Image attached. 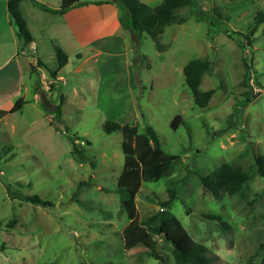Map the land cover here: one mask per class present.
I'll list each match as a JSON object with an SVG mask.
<instances>
[{
  "label": "rangeland",
  "instance_id": "374dc122",
  "mask_svg": "<svg viewBox=\"0 0 264 264\" xmlns=\"http://www.w3.org/2000/svg\"><path fill=\"white\" fill-rule=\"evenodd\" d=\"M260 10L264 0H194L176 9L186 18L164 27L161 49L146 34L124 32L113 54L102 48L92 55L97 46L79 37L77 48L68 44V63L53 80L49 70L57 61L49 48L39 84L33 74L40 88L37 105L0 117V264H175L170 244L161 237L156 248L164 262L148 256L142 244L123 248L120 230L128 218L115 191L122 135L104 132L105 120L137 124L140 131L152 125L161 147L178 155L166 175L141 182L140 218L158 209L173 185L177 197L170 211L209 248L211 264L259 260L264 178L252 168L253 154L264 153V22H254ZM251 29L248 44L245 34ZM203 56L212 59V67L198 88L215 91L199 106L182 68ZM176 114L183 121L173 129ZM72 137L84 150L81 162L71 154ZM223 162L250 170L251 177L241 192L214 197L198 175ZM6 183L50 204L11 199ZM208 213L220 215L224 224L206 218Z\"/></svg>",
  "mask_w": 264,
  "mask_h": 264
},
{
  "label": "trees",
  "instance_id": "16d2710c",
  "mask_svg": "<svg viewBox=\"0 0 264 264\" xmlns=\"http://www.w3.org/2000/svg\"><path fill=\"white\" fill-rule=\"evenodd\" d=\"M42 9L53 12H64L65 10L80 5L88 4L86 0H60L59 6L52 9L37 0H31ZM20 0H7V10L10 22L15 26L18 35L22 38L24 47L32 41V35L26 25V21L20 13L18 4ZM112 2L118 7V20L122 26H129L138 34H146L153 41L156 48L161 49L159 36L164 27L172 23H181L185 16L176 12L177 8L186 5H192L194 0H161L155 5H149L142 0H103L95 1ZM254 22L259 24L264 22V11H258L254 16ZM209 30H214V22L208 21ZM255 29H251L246 35L247 42L250 44V37ZM229 34V30H224ZM231 33L243 34L239 31H230ZM240 39V37L238 36ZM54 54L57 61V68L50 69L52 77H56L61 68L67 63V54L57 44L52 43ZM242 51L245 46L240 43ZM36 65H43L37 58L35 63H31L30 73H36ZM212 67V59L208 56L190 59L182 68L184 83L190 89L194 104L204 106L215 87L206 90L198 88L202 75L209 72ZM25 100L18 97L11 107L0 108V117L18 111L22 108ZM60 114V106L56 107ZM183 117L176 114L171 120V127L175 129ZM53 123V120H50ZM102 130L106 133L120 131L122 135L121 150L123 153V164L117 176L115 191L124 208L128 221L120 230L123 239V248L125 250L142 244L146 248V253L155 259L164 262L163 256L156 248L157 237H161L171 246V256L175 264H211L213 255L209 248L187 231L181 221L175 216L169 208L171 201L177 197L173 185L167 187L168 197L159 200L160 207L145 218H140L136 207V194L140 189L142 181H156L161 176L169 172L173 160L178 158L177 154L166 152L160 145L158 134L152 125H145L143 130L138 129L137 124L128 122H118L116 120H105L102 122ZM77 137L70 138L72 144L71 154L77 162L85 160L84 150L74 145ZM9 147L3 148L7 152ZM254 166L252 172L259 174L264 178V153L253 154ZM93 166L94 162L89 161ZM202 186L208 190L214 197H218L222 191L227 194L241 192L243 186L251 177V171L242 169L239 166H233L229 162H223L213 169L209 174L198 175ZM19 183V182H18ZM89 180L82 181L79 184H87ZM21 185V183H19ZM6 191L11 199L30 202L32 204H50L43 200L38 194H26L20 189H12L10 183H6ZM209 219H217L224 224V220L218 214L208 213L204 215ZM257 250L260 252L259 260L247 259L239 264H264V241H262ZM43 264H49L44 262Z\"/></svg>",
  "mask_w": 264,
  "mask_h": 264
},
{
  "label": "crops",
  "instance_id": "0c3cea01",
  "mask_svg": "<svg viewBox=\"0 0 264 264\" xmlns=\"http://www.w3.org/2000/svg\"><path fill=\"white\" fill-rule=\"evenodd\" d=\"M37 1L52 9L58 8L60 3V0ZM86 1L89 3L71 7L64 12H53L42 9L31 0H20V13L32 35V41L24 47L22 38L10 22L7 0H0V108L11 107L18 97L24 98L23 106L37 105L40 88L34 85L33 75L30 73L31 63H35L37 58L44 63L42 57L49 48L53 49V42L67 54L68 63V44L77 48L80 45L77 40L79 37L97 46L92 55H97L102 48L113 54L112 48L123 40L124 32L137 37V32L120 24L115 3ZM34 53L38 55L37 58H33ZM78 55L80 57L81 53ZM42 66L35 67L36 84H39L40 77H44L39 72ZM57 77L61 75L58 73ZM49 80H53V77Z\"/></svg>",
  "mask_w": 264,
  "mask_h": 264
}]
</instances>
